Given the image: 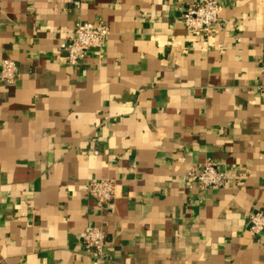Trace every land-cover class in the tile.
I'll use <instances>...</instances> for the list:
<instances>
[{
  "label": "crops",
  "instance_id": "crops-1",
  "mask_svg": "<svg viewBox=\"0 0 264 264\" xmlns=\"http://www.w3.org/2000/svg\"><path fill=\"white\" fill-rule=\"evenodd\" d=\"M0 0V264H264V0H219L221 24L190 33L201 0ZM79 21L110 34L80 64ZM95 151H98L96 154ZM207 161L225 188H191ZM116 181L98 207L88 185ZM94 226L106 256L81 244Z\"/></svg>",
  "mask_w": 264,
  "mask_h": 264
},
{
  "label": "built area",
  "instance_id": "built-area-1",
  "mask_svg": "<svg viewBox=\"0 0 264 264\" xmlns=\"http://www.w3.org/2000/svg\"><path fill=\"white\" fill-rule=\"evenodd\" d=\"M80 6L79 0L74 2ZM222 6L219 0H201L198 3H187L181 14V22L192 34L209 35L216 24H221ZM110 34L108 26L103 23L79 21L72 33L66 36L62 47L64 61L72 66L80 64L86 53L92 49H101ZM259 71L264 77V58L259 60ZM19 67L11 58L0 60V81L13 84L19 78ZM97 154L98 151H95ZM190 187L200 190L225 188L228 186L226 174L217 165L207 161L188 171ZM89 194L98 207L108 210L116 198L117 184L110 178L95 179L89 182ZM248 231L253 236L264 232V210L256 211L249 216ZM81 244L102 259L106 256L108 246L107 234L102 226H94L83 236Z\"/></svg>",
  "mask_w": 264,
  "mask_h": 264
}]
</instances>
